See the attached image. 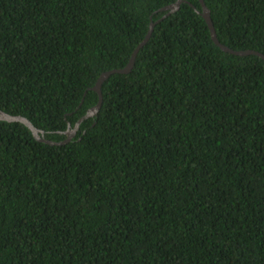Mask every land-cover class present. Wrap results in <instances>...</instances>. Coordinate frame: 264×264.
Listing matches in <instances>:
<instances>
[{
    "label": "trees",
    "instance_id": "1",
    "mask_svg": "<svg viewBox=\"0 0 264 264\" xmlns=\"http://www.w3.org/2000/svg\"><path fill=\"white\" fill-rule=\"evenodd\" d=\"M174 1L0 0V110L64 140ZM204 2L264 54V0ZM200 10L156 22L69 141L0 120V264H264V59Z\"/></svg>",
    "mask_w": 264,
    "mask_h": 264
},
{
    "label": "water",
    "instance_id": "2",
    "mask_svg": "<svg viewBox=\"0 0 264 264\" xmlns=\"http://www.w3.org/2000/svg\"><path fill=\"white\" fill-rule=\"evenodd\" d=\"M183 1L184 0H175L173 3L167 4V5H165L159 9V11H164V14H162V16L160 18H158L157 20L150 21L146 34L144 35L142 40L136 45V47L133 49L129 60L124 67L113 68V69L106 70V71H103L100 73V75L96 79L94 85L91 87V89L96 91L98 94L97 103L95 105H93L92 107L88 108L86 113L76 121V123L74 124L73 127H70V124L68 123V128H67V130L64 131V133L66 134V138L64 140L54 141V140H50L48 138H45L44 131L42 129H38L37 127H35L28 118H26L22 115H12V114H9L7 112H4L3 110H0V120H6L9 122H20V123L26 125L31 130L33 136L39 141H43V142H46L49 144H63L65 142L69 141L78 131L79 124L81 123V121L88 118V117L94 116L98 112V110L102 104V91H101L102 83L113 73H128V72H130V70L132 69V67L134 65L135 57H136L138 50L148 41V39H149V37L153 31L155 23L160 21L161 19H163L165 16L169 15L170 13L176 11L180 7V4ZM198 1L200 4V7H201V10L198 12L201 14V16L206 21V24L209 28L211 39L213 40V42L217 46H219L223 51H226V52H229L232 54H236V55L256 54V55H258L264 59V54L259 52V51H256L253 49L236 50V49H232V48L222 44L216 36V32H215V29H214V26L212 23L209 8L206 6L204 0H198ZM84 94H85V92H84ZM81 102H82V100L80 101V104H81Z\"/></svg>",
    "mask_w": 264,
    "mask_h": 264
}]
</instances>
